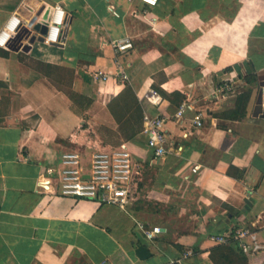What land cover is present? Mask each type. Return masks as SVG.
Instances as JSON below:
<instances>
[{
    "label": "crops",
    "instance_id": "0c3cea01",
    "mask_svg": "<svg viewBox=\"0 0 264 264\" xmlns=\"http://www.w3.org/2000/svg\"><path fill=\"white\" fill-rule=\"evenodd\" d=\"M56 4L66 12L60 42L0 47V264H264V112L233 90L246 63L258 80L264 70V0H0V29L14 16L20 29L46 23ZM125 38L134 47L118 51ZM127 85L144 114L174 116L161 159L144 115L130 136L144 169L129 204L45 190L41 175L63 152L88 159L121 143L103 128L118 129L110 104L131 98ZM151 88L160 105L145 98ZM183 103L192 108L178 118ZM141 222L163 232L150 239ZM241 226L260 250L211 239Z\"/></svg>",
    "mask_w": 264,
    "mask_h": 264
},
{
    "label": "built area",
    "instance_id": "2783aa9c",
    "mask_svg": "<svg viewBox=\"0 0 264 264\" xmlns=\"http://www.w3.org/2000/svg\"><path fill=\"white\" fill-rule=\"evenodd\" d=\"M139 1L150 6L159 3V0ZM46 23L48 27L44 39L53 43L60 42L66 23V12L61 5H54ZM20 27L21 19L18 16L10 17L0 29V47H7ZM114 46L118 51H127L134 47V43L131 38L118 39ZM96 77L107 80L109 75L99 72ZM230 84L231 82L226 81L223 88L230 87ZM144 96L155 105H160L163 100L160 92L152 88ZM261 105L264 109V85L261 86ZM189 108H192L189 103H183L175 116L181 118ZM173 117L159 112L144 114L143 132L148 136V146L155 158L165 157L170 150L167 123ZM193 121L195 125L202 126V114L197 113ZM143 169V161L134 156L128 141H123L117 146L94 149L88 159L78 150L63 152L60 162L56 166L47 167L46 172L42 173L40 185L45 190H51L54 186L64 195L96 199L126 207L133 198L134 187ZM197 169L198 167L193 168L194 171ZM140 227L150 239H155L163 232L159 225L147 227L141 222ZM211 239L218 244L238 242L246 254H252L263 247L258 242L256 233L246 226L237 227L230 233L213 234ZM180 261L173 260L170 264Z\"/></svg>",
    "mask_w": 264,
    "mask_h": 264
},
{
    "label": "rangeland",
    "instance_id": "374dc122",
    "mask_svg": "<svg viewBox=\"0 0 264 264\" xmlns=\"http://www.w3.org/2000/svg\"><path fill=\"white\" fill-rule=\"evenodd\" d=\"M255 60H259L258 57L255 58ZM247 64V71L245 73H241L242 77L237 81V83L233 84L234 88L233 90L236 91V93L241 92L239 95L240 103L245 105V103L249 102L251 99H253L256 103L257 95H258V89L260 86L259 80L255 82H248L246 81L245 77L248 73H251V67ZM237 80V79H236ZM74 96V95H73ZM122 121L120 120L119 127L117 130H112L111 128H103V132L105 133V136L107 140L110 142H113L115 144H118L122 141H128L130 136L133 135V129L141 126V123L137 122L135 120L134 115H129L125 117H120Z\"/></svg>",
    "mask_w": 264,
    "mask_h": 264
},
{
    "label": "trees",
    "instance_id": "16d2710c",
    "mask_svg": "<svg viewBox=\"0 0 264 264\" xmlns=\"http://www.w3.org/2000/svg\"><path fill=\"white\" fill-rule=\"evenodd\" d=\"M245 78L250 83L258 80L257 74H256L254 69H252L251 73H248ZM127 94L131 97L129 100L127 98L126 101L123 102L122 104L118 105V107H117L116 100L113 101L110 104V110H111L112 114L114 115L115 119L119 123H120V120L122 121V119H120V117H125V116H129V115H134L135 120H137V122L141 123L142 117L144 115L143 109L140 106V104H138L136 97L133 96L134 91L130 85H127ZM133 131H134L133 135L140 132L141 131L140 126L134 128ZM233 244L237 247L239 252H241L242 254L244 253L242 251V249L240 248L238 242H233ZM229 246H232V245H229ZM240 260H241L242 264H244L246 262V259L244 257H242V259H240ZM220 264H222V263H220Z\"/></svg>",
    "mask_w": 264,
    "mask_h": 264
},
{
    "label": "water",
    "instance_id": "95a60500",
    "mask_svg": "<svg viewBox=\"0 0 264 264\" xmlns=\"http://www.w3.org/2000/svg\"><path fill=\"white\" fill-rule=\"evenodd\" d=\"M32 27L34 30L39 31L41 33L40 37H37L36 34L32 33ZM47 23L44 22H36V18H34L29 25L25 26L24 28L20 29L16 35L12 38L14 41H18L19 44L9 45L10 48L15 50L23 49L25 51H28L31 47V44L37 39H44V34L47 32ZM258 78L260 82L259 91L256 99V106H255V114L259 115L260 113L264 112V109L261 105V86L264 85V70L259 71ZM249 199L246 200L247 203H249Z\"/></svg>",
    "mask_w": 264,
    "mask_h": 264
}]
</instances>
